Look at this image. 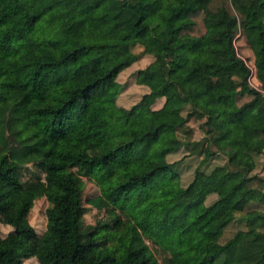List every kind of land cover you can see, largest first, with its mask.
<instances>
[{"label": "trees", "instance_id": "1", "mask_svg": "<svg viewBox=\"0 0 264 264\" xmlns=\"http://www.w3.org/2000/svg\"><path fill=\"white\" fill-rule=\"evenodd\" d=\"M247 9L233 0H0V222L12 228L0 229V264H25L21 239L38 264H75L93 237L100 248L89 264H264V178L254 171L264 91L234 41L240 31L264 51V0ZM210 22L225 23L222 37H209ZM131 85L138 97L119 104ZM162 109L184 114L167 123ZM180 148L202 155L185 182L181 158L168 160ZM217 154L224 162L203 170ZM83 176L106 203L94 224L84 223ZM39 196L48 201L42 237L28 219ZM235 220L244 227L227 234Z\"/></svg>", "mask_w": 264, "mask_h": 264}, {"label": "rangeland", "instance_id": "2", "mask_svg": "<svg viewBox=\"0 0 264 264\" xmlns=\"http://www.w3.org/2000/svg\"><path fill=\"white\" fill-rule=\"evenodd\" d=\"M256 1L258 0H233L235 4L240 5L244 10H248L247 9L248 5L251 2H256ZM157 8H158V4H154L153 6H150L148 8V13L151 16H154ZM209 26H210V31H209L210 38H220L223 36V34L226 31L224 22H210ZM262 26L264 28V21L262 22ZM158 29H159L160 37L162 38L163 41H166L168 37V33L161 26H159ZM184 38L185 36H181L178 39L172 41V43L170 44H174ZM234 41L237 49L238 58L242 59L250 67L251 71H250L249 79L251 84L259 88L260 90L264 91V68H263L264 51L261 48V43L258 41L257 42L247 41L244 34H242L240 31H238V33L236 34ZM141 49L142 47L137 45L133 48V52L135 53L140 52ZM142 61L146 62V59H143ZM231 73L234 76L237 77L240 76L241 72L238 63L231 68ZM121 79H124L125 81H130L131 77L129 74H126ZM139 92L140 89L138 87L131 85L128 90L122 91L117 96V100L119 104L129 106L132 102L136 100ZM156 105L159 106L160 103L158 102ZM157 114L160 117V119L166 121L167 123H173L174 121L181 119L183 117L184 112L179 114H171L166 112V110L162 109L159 110ZM198 123H199L198 119H190L187 122L188 127L192 131V137L195 138L199 137L201 133L200 130L198 129ZM250 142L255 146L256 145L262 146L261 141L250 140ZM183 152L184 149L180 148L179 150L170 154L168 156V160H176L178 158L179 159L181 158V161L178 164V171L181 175L182 180L185 182L188 179V177H190L194 167L198 165L199 161L202 158V155L192 154V155L183 156L182 155ZM254 158L256 160V166L254 168V171L264 178V151L256 152L254 154ZM224 159L225 158L223 155L217 154L212 158H210L207 162L203 163L202 168L205 171H209L213 166L223 163ZM27 167L29 171L33 170V166L31 164H28ZM29 171L25 170L26 178L29 175L28 173ZM83 179L85 181V185L83 188L82 198H83V203L87 209L84 214V223L94 224L97 220L102 219L105 216L104 211L103 209H101V207L106 205V203L105 200L102 198V196L99 194L98 187L94 184V182L88 180L84 176ZM47 206H48L47 199L44 196H39L34 199L33 205L28 213L29 222L39 237H42L46 231L45 209ZM243 227L244 226L242 223L235 220L233 223L227 226L226 231L227 234H229L235 231L236 229ZM0 229L2 235H5L12 228L10 225L5 224L4 222H0ZM100 240L101 239L99 237L98 238L93 237L92 239L85 242L75 257V264H89L90 262H92L95 259L97 252L100 248L98 244ZM145 242L152 247L150 242H148L147 240H145ZM19 249L21 250L23 255L22 261L25 264H38L34 253L35 246H33V244L29 240L21 239L19 242Z\"/></svg>", "mask_w": 264, "mask_h": 264}]
</instances>
